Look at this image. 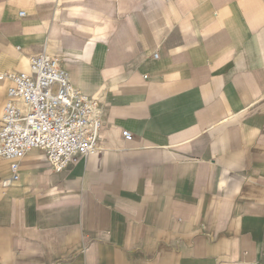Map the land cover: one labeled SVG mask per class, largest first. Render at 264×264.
Listing matches in <instances>:
<instances>
[{
    "label": "crops",
    "instance_id": "0c3cea01",
    "mask_svg": "<svg viewBox=\"0 0 264 264\" xmlns=\"http://www.w3.org/2000/svg\"><path fill=\"white\" fill-rule=\"evenodd\" d=\"M43 50L102 151L0 158V264H264V0H0V72Z\"/></svg>",
    "mask_w": 264,
    "mask_h": 264
},
{
    "label": "built area",
    "instance_id": "2783aa9c",
    "mask_svg": "<svg viewBox=\"0 0 264 264\" xmlns=\"http://www.w3.org/2000/svg\"><path fill=\"white\" fill-rule=\"evenodd\" d=\"M28 62V71L0 72V79L9 80L0 118V158L11 162L9 181L17 180L19 160L35 147L44 151L55 171L88 154L99 157L102 151L95 100L75 88L65 69L45 50ZM122 136L131 139L127 130Z\"/></svg>",
    "mask_w": 264,
    "mask_h": 264
},
{
    "label": "rangeland",
    "instance_id": "374dc122",
    "mask_svg": "<svg viewBox=\"0 0 264 264\" xmlns=\"http://www.w3.org/2000/svg\"><path fill=\"white\" fill-rule=\"evenodd\" d=\"M55 89H53V91H54Z\"/></svg>",
    "mask_w": 264,
    "mask_h": 264
}]
</instances>
